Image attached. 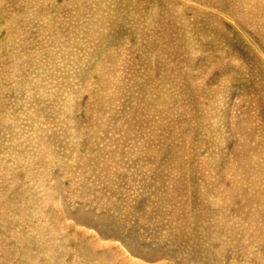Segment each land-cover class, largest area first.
I'll list each match as a JSON object with an SVG mask.
<instances>
[{
  "label": "rangeland",
  "instance_id": "rangeland-1",
  "mask_svg": "<svg viewBox=\"0 0 264 264\" xmlns=\"http://www.w3.org/2000/svg\"><path fill=\"white\" fill-rule=\"evenodd\" d=\"M0 264H264V0H0Z\"/></svg>",
  "mask_w": 264,
  "mask_h": 264
}]
</instances>
